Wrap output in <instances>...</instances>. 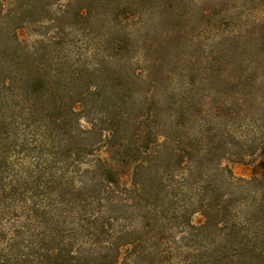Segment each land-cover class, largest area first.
Masks as SVG:
<instances>
[{
  "label": "rangeland",
  "instance_id": "374dc122",
  "mask_svg": "<svg viewBox=\"0 0 264 264\" xmlns=\"http://www.w3.org/2000/svg\"><path fill=\"white\" fill-rule=\"evenodd\" d=\"M259 19L264 0H0V264H160L168 189L151 192L148 180L168 163L169 120L189 101L197 133L198 107L226 98L219 82L263 89ZM244 106L234 105L253 126L238 125L255 147L261 118ZM110 135L145 161L141 195L131 170L102 180L95 159L108 157ZM262 164L257 148L222 163L243 180Z\"/></svg>",
  "mask_w": 264,
  "mask_h": 264
},
{
  "label": "trees",
  "instance_id": "16d2710c",
  "mask_svg": "<svg viewBox=\"0 0 264 264\" xmlns=\"http://www.w3.org/2000/svg\"><path fill=\"white\" fill-rule=\"evenodd\" d=\"M260 52L264 56V43ZM261 67L264 78V63ZM33 80L35 85L30 86L38 88L39 100L45 95V79L37 75ZM221 83L216 87L219 90L213 91L217 94L222 92L220 89L226 90V98L219 99L214 106L198 107L195 116L203 112L204 117L198 118L197 133L191 132L186 125L192 108L189 101L184 102L186 109L182 108L180 114L172 115L168 163L153 164L155 170L149 174L151 192L167 193L168 189V255L161 257L160 264H264V164L260 165L259 177L250 180L235 178L230 168L222 165L226 161L243 162L252 148L264 151V125L261 122L264 118V81L260 91L257 81L245 83L230 79L223 86ZM206 88L212 91L211 85ZM252 102L260 106L251 110L256 111L262 125L257 127L259 138L255 147L246 140L250 133L244 135L253 126L252 119H246L245 113L234 107L235 104L245 105V110L250 112ZM75 109L72 106L70 112L75 113ZM243 121L247 124L241 132L242 127L238 124ZM112 138L110 135L106 139L108 157L95 159L102 168V180L107 184H118L126 171L131 170L130 189L141 195L146 189L142 182L138 186L136 178L144 170L145 161L133 159L129 149L135 147L127 149L123 146L126 143L113 145ZM230 148H236V151ZM126 155L130 161H126ZM122 184L126 185V180H122ZM195 213L203 218L198 225L191 221Z\"/></svg>",
  "mask_w": 264,
  "mask_h": 264
}]
</instances>
